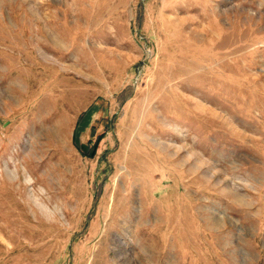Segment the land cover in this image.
I'll return each mask as SVG.
<instances>
[{
	"label": "rangeland",
	"instance_id": "rangeland-1",
	"mask_svg": "<svg viewBox=\"0 0 264 264\" xmlns=\"http://www.w3.org/2000/svg\"><path fill=\"white\" fill-rule=\"evenodd\" d=\"M0 264H264V0H0Z\"/></svg>",
	"mask_w": 264,
	"mask_h": 264
},
{
	"label": "trees",
	"instance_id": "trees-1",
	"mask_svg": "<svg viewBox=\"0 0 264 264\" xmlns=\"http://www.w3.org/2000/svg\"><path fill=\"white\" fill-rule=\"evenodd\" d=\"M105 135H101L100 138H99V141L103 139ZM78 150L84 155V156H89V157H94L95 156V153H96V149H97V146H98V143L97 145L94 147V149H92V151H90V153H88L87 151V148H85L83 145H80L79 143L76 144Z\"/></svg>",
	"mask_w": 264,
	"mask_h": 264
}]
</instances>
